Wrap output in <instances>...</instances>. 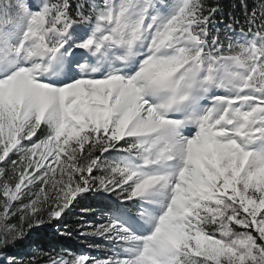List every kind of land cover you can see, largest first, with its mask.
I'll return each mask as SVG.
<instances>
[{"label": "snow or ice", "instance_id": "obj_1", "mask_svg": "<svg viewBox=\"0 0 264 264\" xmlns=\"http://www.w3.org/2000/svg\"><path fill=\"white\" fill-rule=\"evenodd\" d=\"M241 8L0 0V264L87 199L112 253L46 264H264V0Z\"/></svg>", "mask_w": 264, "mask_h": 264}, {"label": "trees", "instance_id": "obj_2", "mask_svg": "<svg viewBox=\"0 0 264 264\" xmlns=\"http://www.w3.org/2000/svg\"><path fill=\"white\" fill-rule=\"evenodd\" d=\"M211 2L215 3L217 0H211ZM218 2L222 7L220 19L223 22H230L232 17L235 16L243 23V9L241 8V4L246 2L249 9H251L259 3V0H218ZM74 208L82 211V214L87 217L96 213L100 214L99 205L93 199L82 200ZM72 217L73 214H70L68 218H66L68 227L65 229L66 232H70L71 235L56 234L52 229L55 222L52 224H45L39 228H34L24 242L18 243L15 249L9 247L5 250L6 253L20 257V260L21 257H24L30 260L32 264H46L47 257L44 255L45 253L55 255L62 252L70 243L71 236H75L74 231H72L75 229V223ZM12 221H14V219ZM32 248H34V250L31 253H27V250H31Z\"/></svg>", "mask_w": 264, "mask_h": 264}, {"label": "rangeland", "instance_id": "obj_3", "mask_svg": "<svg viewBox=\"0 0 264 264\" xmlns=\"http://www.w3.org/2000/svg\"><path fill=\"white\" fill-rule=\"evenodd\" d=\"M71 214H73L72 220H74L75 223V229L72 230L74 231L75 236H71L70 243L62 252H59V254L88 255L89 257L100 259L109 256L112 253L113 249L107 241L103 240L102 238L81 234L82 232H90L92 230V227L97 223L104 222L101 215L96 213L90 217H87L82 214V211L76 210L75 208L72 209ZM17 222L18 221H16L15 219L12 222L10 221V223ZM56 225L58 224H54V227L52 228L56 234L69 236L68 232H66L65 230L66 227H68V225L66 224V220L64 225ZM11 248L15 249V247ZM33 250L34 248H32L31 250L28 249L27 253H31ZM8 255L13 256L12 254ZM13 257L16 258L18 264H20V262H23V264H28L30 262V260H27L24 257H21V260L20 257Z\"/></svg>", "mask_w": 264, "mask_h": 264}]
</instances>
